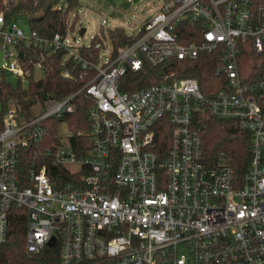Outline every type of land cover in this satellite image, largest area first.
<instances>
[{
  "label": "built area",
  "instance_id": "obj_1",
  "mask_svg": "<svg viewBox=\"0 0 264 264\" xmlns=\"http://www.w3.org/2000/svg\"><path fill=\"white\" fill-rule=\"evenodd\" d=\"M18 1L1 3L8 8ZM58 4L68 7L67 0ZM6 12L0 7L2 68L28 80L32 71L22 65L21 47L40 51L42 59L63 51L62 75L84 82L63 97L37 100L32 116L15 98L4 113L0 245L8 240L15 205L27 210L26 250L39 252L55 238L58 264H264V0H164L139 38L103 62L67 31L41 35L18 23L26 14ZM184 20L201 21V32L188 35L198 39H180ZM102 44L101 37L95 47L100 51ZM202 52L216 54L221 80L211 94L193 75L121 87L127 72L145 60L158 65ZM34 68L44 72L41 60ZM81 92L89 100L90 127L89 145L78 153L72 141L77 131L66 118ZM204 113L250 133L241 183L224 151L206 159L198 125ZM49 118L64 123L48 144ZM162 127L169 145L160 160L156 132ZM58 165L65 174L52 175Z\"/></svg>",
  "mask_w": 264,
  "mask_h": 264
},
{
  "label": "trees",
  "instance_id": "obj_2",
  "mask_svg": "<svg viewBox=\"0 0 264 264\" xmlns=\"http://www.w3.org/2000/svg\"><path fill=\"white\" fill-rule=\"evenodd\" d=\"M59 0H19L11 3L8 8H5L7 15L18 16L21 13L26 14L28 24L32 29L37 30L41 35L52 36L56 32L65 33L68 29L67 17L70 10L80 5L79 0H67L68 7L62 9L54 8V4ZM258 3L261 0H253ZM73 28L74 25L72 24ZM201 21L191 23L184 20L178 25V30L181 33L180 39L183 42H189L198 39L197 37H188L189 34L201 32ZM183 32V35H182ZM142 31L136 35H129L121 26L109 29V37L113 45V56L119 45L133 43ZM101 40L99 35H95L88 50L95 57L99 49L95 47V43ZM85 50L82 49V52ZM63 51L53 54L45 53L42 59L40 51L20 48L21 62L25 69H31L32 74L28 78V85L25 87L23 79L17 77L16 82H12L8 78L6 69L0 68V129L3 128V116L6 104L10 98H16L20 103L25 114L32 116L34 110L32 105L37 100H42L47 97H63L71 92L77 91L84 80L64 77L62 70ZM251 56V54H250ZM253 56V55H252ZM253 58V57H252ZM38 60L43 63L44 74L37 78L35 75L34 64ZM217 66L216 54L213 52H202L195 59H178L172 58L158 65H153L145 60L143 66L138 71L129 70L123 78L122 89L134 90L153 83L169 81L174 77L187 75L196 76L199 79L202 90L211 94L213 90L219 88L220 76L215 74ZM76 73H79L80 68H77ZM77 109L66 119L72 130H76L75 137L72 139L75 150L82 153L89 145L85 132L90 127V121L87 115V105L89 100L86 99L83 92L76 97ZM198 125L202 127L203 147L206 159L213 161L216 154L224 151L228 162L235 170V176L238 183L243 181L245 172L248 169L251 154L249 152L250 133L240 132L231 127L230 123L217 118L210 113H204L199 116ZM64 123L63 119H47L44 125L49 130V142L57 140V128ZM82 131V132H81ZM157 151L160 160L164 157L169 145V132L164 130V127L157 129L156 132ZM46 144V143H45ZM26 152V151H24ZM23 154H27L23 153ZM29 154V153H28ZM27 156L23 155L24 161ZM23 164H26L25 162ZM26 166L24 169H26ZM52 175L55 172L65 174L66 168L57 166L56 169L49 170ZM81 177V173L76 175ZM67 177V176H66ZM26 230H27V210L25 207L13 206L9 214V236L8 240L0 245V264H58L60 260V246L46 245L39 252L29 253L26 250Z\"/></svg>",
  "mask_w": 264,
  "mask_h": 264
},
{
  "label": "rangeland",
  "instance_id": "obj_3",
  "mask_svg": "<svg viewBox=\"0 0 264 264\" xmlns=\"http://www.w3.org/2000/svg\"><path fill=\"white\" fill-rule=\"evenodd\" d=\"M59 0L54 4L58 8ZM80 5L70 10L67 17V36L76 45H89L95 35L102 37V47L100 48L101 62L108 57L113 50V45L109 37V29L121 26L129 35H136L140 32L146 22L153 19L162 8L164 0H79ZM60 9V8H58ZM18 23L28 29L26 15L17 17ZM74 25L72 28L71 25ZM82 28L85 32L81 33ZM2 64V54L0 51V68ZM8 78L12 82L17 81V77L10 71H6ZM37 78L43 76L44 72L39 69ZM24 86L28 85L27 80H23ZM16 99V98H15ZM15 99L10 98L6 104L4 113L13 108ZM34 112L39 109L32 105ZM40 111V110H39ZM1 112V106H0ZM73 167V166H72Z\"/></svg>",
  "mask_w": 264,
  "mask_h": 264
},
{
  "label": "water",
  "instance_id": "obj_4",
  "mask_svg": "<svg viewBox=\"0 0 264 264\" xmlns=\"http://www.w3.org/2000/svg\"><path fill=\"white\" fill-rule=\"evenodd\" d=\"M84 32H85V28H82L81 33H84ZM49 245H50V246H54V245H55V238H53V239H51V240L49 241Z\"/></svg>",
  "mask_w": 264,
  "mask_h": 264
}]
</instances>
